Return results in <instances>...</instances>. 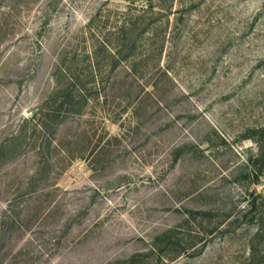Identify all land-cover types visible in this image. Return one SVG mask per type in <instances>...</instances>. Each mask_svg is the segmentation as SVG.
I'll list each match as a JSON object with an SVG mask.
<instances>
[{
  "label": "rangeland",
  "instance_id": "obj_1",
  "mask_svg": "<svg viewBox=\"0 0 264 264\" xmlns=\"http://www.w3.org/2000/svg\"><path fill=\"white\" fill-rule=\"evenodd\" d=\"M0 264H264V0H0Z\"/></svg>",
  "mask_w": 264,
  "mask_h": 264
}]
</instances>
